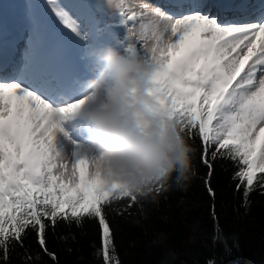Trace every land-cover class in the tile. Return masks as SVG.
Returning a JSON list of instances; mask_svg holds the SVG:
<instances>
[{
	"label": "snow or ice",
	"instance_id": "6c2138e0",
	"mask_svg": "<svg viewBox=\"0 0 264 264\" xmlns=\"http://www.w3.org/2000/svg\"><path fill=\"white\" fill-rule=\"evenodd\" d=\"M80 7L65 0L26 4L40 17L34 35L48 26L49 13L68 30L82 50L86 78L49 72L31 54L11 69L0 65V264H12L17 249L20 264H38L39 253L26 243L30 232L57 264L47 231L60 223L80 228L85 220L99 224L96 255L103 264H119L105 208L114 210L124 198L128 207L141 202L93 172L72 120L90 98L86 85L101 49L143 60L146 110L175 121L188 142L199 138L209 177L210 159L229 161L237 167L232 178L237 191L243 187L244 206L252 192L264 195V3L169 0L165 9L146 0H94L90 7L100 19L91 26ZM149 40L151 55H145ZM79 88L84 91L77 96ZM165 190L159 185L156 196Z\"/></svg>",
	"mask_w": 264,
	"mask_h": 264
},
{
	"label": "trees",
	"instance_id": "16d2710c",
	"mask_svg": "<svg viewBox=\"0 0 264 264\" xmlns=\"http://www.w3.org/2000/svg\"><path fill=\"white\" fill-rule=\"evenodd\" d=\"M189 143L196 153L186 187L167 188L155 201L132 207L124 198L113 203L114 210L105 208L119 264H264V195L252 192L244 206L243 187L237 191L239 181L232 178L237 167L209 157L213 163L209 177L201 162L199 138ZM209 186L214 198L208 194ZM46 235L57 264H103L96 255L101 249L96 220H85L80 228L73 224L70 229L60 223ZM26 243L32 254L39 253L38 264H53L37 245L34 232ZM17 252L12 264H20L23 258V251Z\"/></svg>",
	"mask_w": 264,
	"mask_h": 264
},
{
	"label": "clouds",
	"instance_id": "9594fccd",
	"mask_svg": "<svg viewBox=\"0 0 264 264\" xmlns=\"http://www.w3.org/2000/svg\"><path fill=\"white\" fill-rule=\"evenodd\" d=\"M142 48L151 55L150 40ZM95 61V73L86 85L90 98L72 114L93 172L119 183L121 191L140 202L155 201L162 184L186 187L196 149L175 121L146 110L147 65L115 48L99 50ZM58 119L66 122L65 117Z\"/></svg>",
	"mask_w": 264,
	"mask_h": 264
},
{
	"label": "bare ground",
	"instance_id": "6f19581e",
	"mask_svg": "<svg viewBox=\"0 0 264 264\" xmlns=\"http://www.w3.org/2000/svg\"><path fill=\"white\" fill-rule=\"evenodd\" d=\"M67 3H77L81 5L78 12L85 18V26H91L98 21L99 16L91 9L90 0H65ZM143 2V0H141ZM154 2L165 9L169 8V0H146ZM214 3L215 0H209ZM252 6L264 3V0H249ZM7 0H0V18L4 21L0 23V40L6 37L13 43L16 61L22 63L26 55H34L40 65L52 73L66 75L69 78L80 77L86 78L89 73L85 71L84 62L81 59L82 50L72 36L66 35L55 28L48 22V26L43 29V33L34 35V27L25 34L19 30L18 24L15 23V14ZM40 21H36L37 24ZM123 31V30H121ZM23 34L25 36L22 39ZM9 45V44H8ZM84 89L79 88L77 96L83 93Z\"/></svg>",
	"mask_w": 264,
	"mask_h": 264
},
{
	"label": "rangeland",
	"instance_id": "374dc122",
	"mask_svg": "<svg viewBox=\"0 0 264 264\" xmlns=\"http://www.w3.org/2000/svg\"><path fill=\"white\" fill-rule=\"evenodd\" d=\"M90 2H94V0H90ZM7 3L10 5V7L13 8L14 14H15V23L18 24L19 30L30 31L32 27H34L36 21H40V17L35 12V10L31 8H26V4H43L44 0H7ZM49 23L52 25L55 23V18L51 16L49 13ZM41 22V21H40ZM55 25H58V23H55ZM58 29L61 30V32L65 33L66 35L71 36V34L68 32V30L63 29L62 26L58 25ZM43 33V30L41 31ZM23 34V37L25 36ZM22 37V39H23Z\"/></svg>",
	"mask_w": 264,
	"mask_h": 264
}]
</instances>
